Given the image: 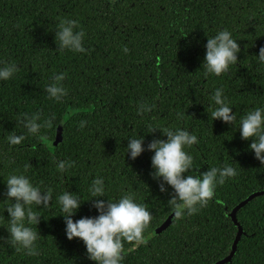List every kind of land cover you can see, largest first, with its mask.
<instances>
[{
  "label": "trees",
  "instance_id": "16d2710c",
  "mask_svg": "<svg viewBox=\"0 0 264 264\" xmlns=\"http://www.w3.org/2000/svg\"><path fill=\"white\" fill-rule=\"evenodd\" d=\"M61 19L77 21L84 33L81 53L60 51L54 41ZM227 29L237 40V63L220 76H205L202 61L207 36ZM264 46V0H0V62H15L19 71L0 81V202L9 173H24L41 190H52L47 209L32 226L36 256L5 242L7 212L0 203V264H95L81 240L65 237V224L55 197L62 191L91 199L92 179L103 178L106 197L133 194L151 213L143 237L149 240L122 255L121 264H213L229 255L239 232L230 213L264 189V166L254 158L237 127L212 120L211 95L216 88L237 113L264 105V65L257 62ZM127 48V52L123 51ZM64 74L62 102L47 98L45 85ZM147 111L138 112V105ZM39 112L51 126L39 138L26 136L19 145L6 137L22 134L15 117ZM54 117V119H53ZM85 121L83 128L79 122ZM64 121L62 141L54 145ZM186 129L198 143L186 151L193 157L185 175L209 167L231 165L236 174L218 185L208 203L183 214L159 235L154 231L172 213L170 186L161 192L151 173L147 144L166 140L161 130ZM144 137L140 156L126 154L129 137ZM71 162L64 172L58 161ZM97 199V198H94ZM98 215L90 201L72 217ZM241 236L226 264H264V195L237 213ZM134 243H123V251Z\"/></svg>",
  "mask_w": 264,
  "mask_h": 264
},
{
  "label": "clouds",
  "instance_id": "9594fccd",
  "mask_svg": "<svg viewBox=\"0 0 264 264\" xmlns=\"http://www.w3.org/2000/svg\"><path fill=\"white\" fill-rule=\"evenodd\" d=\"M77 21L61 19L56 26L54 41L58 50H68L73 53L84 52L82 46V31L74 30ZM205 54L202 61L203 74L208 76H220L227 73L229 67L237 63V54L240 52L237 40L227 29L216 31L212 36H207L204 44ZM123 51L127 52V48ZM257 62L264 65V46L258 50L255 56ZM19 71L15 62H0V81H8ZM64 74H55L51 82L45 85L44 91L47 98L54 102H62L66 95V89L61 81ZM214 107L210 112L212 120H220L224 124L237 127L243 140H251L249 150L254 158L264 166V105L254 107L237 118V113L232 112L223 89L216 88L211 95ZM147 106L138 105L137 111H147ZM17 123L23 128L22 134H9L6 140L9 145L21 144L26 136L39 138L41 130L51 126L50 119L41 121L40 113H20L15 117ZM54 119V117H53ZM85 121L79 122L83 128ZM161 130L166 140L154 139L147 144V150L151 151V175L154 179L162 181L158 184L161 192L170 186L173 194L168 200V205L174 217L180 218L183 214H194L199 208L204 207L214 196L218 185L232 178L236 170L228 164L222 167H209L199 175H185L191 168L193 157L186 149L196 143L198 138L186 129L153 128ZM144 137H129L127 139L126 154L135 160L145 150L142 147ZM71 162L58 161L56 168L64 172ZM6 186L3 212H7L6 229L8 237L5 242L23 251L27 256L38 255V235L32 226H37L40 215L35 209H47L52 201V190H41L34 185L24 173H9L4 181ZM88 194L91 199L83 200L67 190L55 197L56 203L65 224V237L68 240L78 238L85 246L89 260L95 264H121L123 259V243L143 242V233L148 228L151 213L141 203H137L134 195L124 193L115 200L98 199L106 197L103 178L92 179L88 186ZM97 198V199H94ZM90 201L98 215L95 217H81L73 221L72 217L79 210L81 203ZM0 239H4L0 237Z\"/></svg>",
  "mask_w": 264,
  "mask_h": 264
},
{
  "label": "water",
  "instance_id": "95a60500",
  "mask_svg": "<svg viewBox=\"0 0 264 264\" xmlns=\"http://www.w3.org/2000/svg\"><path fill=\"white\" fill-rule=\"evenodd\" d=\"M63 126H64V121H62L58 128H57V131H56V139H55V142H54V145H57L59 142L62 141V130H63ZM264 195V189L263 190H260V191H256L254 193H252L251 195H249L247 198H245L243 201H241L240 203H238L235 208L232 210V212L230 213V217L233 221V223L239 227V232L237 234V237L232 245V248H231V251L229 253L228 256H226L224 259H221L219 261H216L215 263L213 264H226L228 262H230L235 254V251H236V247H237V244L240 240V236H241V227L239 225V222L237 220V213L238 211L243 208L245 205H247L251 200H253L254 198L258 197V196H262ZM176 219V217H174L173 213H171L166 219L165 221L158 227L155 229L154 231V235H159L161 234L163 231H165L169 226L170 224L173 223V221ZM152 237V234H148L147 236H145L143 238V242L141 244H144L146 242V240H149L150 238ZM141 244H138V245H134L133 247L125 250V251H122V255H125V254H128L130 253L131 251L135 250L137 247H139Z\"/></svg>",
  "mask_w": 264,
  "mask_h": 264
}]
</instances>
